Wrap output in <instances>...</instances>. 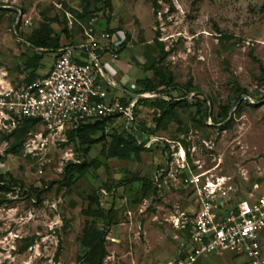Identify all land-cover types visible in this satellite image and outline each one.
<instances>
[{
	"label": "rangeland",
	"instance_id": "rangeland-1",
	"mask_svg": "<svg viewBox=\"0 0 264 264\" xmlns=\"http://www.w3.org/2000/svg\"><path fill=\"white\" fill-rule=\"evenodd\" d=\"M152 1L0 0V86L27 78V60L41 51L30 46L32 35L49 26L70 44L84 43L86 33H110L112 40L103 42L108 49L117 40L118 50L125 49L154 82L160 80L147 68L153 64L163 73L169 85L160 90L176 100L188 91L184 98L192 104L176 107L165 131L136 132L144 150L123 151L127 160L106 158L125 136L123 116L108 119L95 136L101 141L89 146L39 124L23 136L0 132V174L11 184L0 190V200H8L0 203V264H86L88 244L101 237V264L174 258L186 238L172 219L192 208L191 192L177 182L147 187L140 181L164 167V142L177 153L183 140L204 172L264 195V0H157L156 8ZM53 58L43 54L39 73ZM202 100L218 120L232 111L230 126L205 124L196 106ZM147 110L141 117L149 121ZM93 193L107 212L106 224L83 213ZM91 255L98 258L101 251ZM218 255L197 264H249L228 252Z\"/></svg>",
	"mask_w": 264,
	"mask_h": 264
},
{
	"label": "built area",
	"instance_id": "built-area-1",
	"mask_svg": "<svg viewBox=\"0 0 264 264\" xmlns=\"http://www.w3.org/2000/svg\"><path fill=\"white\" fill-rule=\"evenodd\" d=\"M100 38L108 40L110 34L102 33ZM86 42L91 51L108 49L106 45L99 47L88 33ZM55 53L47 74L26 84L0 86V132L10 133L24 118L39 119L47 132L55 134L120 115L126 128L131 124L136 100L124 105L119 98L109 96L100 84L104 73L92 53L87 61L73 58L69 48ZM177 144V153L165 152L164 167L150 181L157 187L171 181L188 188L192 208L177 212L172 219L185 234L184 249L157 264H197L219 252L244 257L249 264L264 263V195L242 191L228 176L204 172L192 150L188 156Z\"/></svg>",
	"mask_w": 264,
	"mask_h": 264
},
{
	"label": "trees",
	"instance_id": "trees-1",
	"mask_svg": "<svg viewBox=\"0 0 264 264\" xmlns=\"http://www.w3.org/2000/svg\"><path fill=\"white\" fill-rule=\"evenodd\" d=\"M152 7H157V0L152 1ZM30 46L35 49H42L44 50L38 56L35 55L31 59L27 60L26 67L31 69L29 75L25 80L22 82L24 84L32 81L33 79L37 78L39 75L36 73V69L41 65L43 54L47 52H56L57 49L63 48L66 45L60 44V35L58 33H54L52 28L49 26H43L39 30L35 31L32 35V39L30 42ZM259 67L264 75V67L259 64ZM147 70L152 71L155 78L160 80L159 84L154 82L151 78H146L144 80L137 81L138 85L141 86L142 90L139 93H151V94H159L165 95V98L155 97V98H143L139 99L135 102L132 108V117L133 121L131 124L124 128L125 136H121L116 141L113 149L109 150L106 154V158H118L121 160H127L128 156L123 152L127 151L129 153L136 152L138 153L141 150H144V143L137 142L136 132L140 131L142 135L151 136L155 130H162L165 131L168 123L175 117V110L178 106H190L192 105L189 100L184 98L189 92L185 91L182 95L181 99L172 97L167 91L160 90L159 85L168 86L169 82H167V78L160 72L153 64L150 65ZM263 86H264V78ZM173 89L178 90L180 89L179 85L173 84ZM242 91V89H240ZM240 98V96L238 97ZM124 105L127 104V101H121ZM197 111L203 115V122L207 124V121L210 120L213 124L222 123V128H227L231 124V120H228L229 112L225 111L222 114L220 120L217 118H213L212 115L208 114V106L206 104V100L196 101ZM144 108H147L148 114L151 116L150 120L146 121L144 118L141 117V114L144 111ZM110 118H105L101 121H95L93 123H85L79 126L76 129H68L66 130V134L68 137L74 136L78 141L83 145H92L96 144L101 141V137L95 138V136L100 133H103L104 126L106 121ZM41 125L39 119L35 118H24L21 122L17 125V127L11 131L10 133H3L4 135H13L16 133L21 134L22 136L32 127L35 125ZM185 149H188L189 146L183 140L178 141ZM21 143V142H20ZM123 146L122 151L118 150L119 146ZM105 149L102 146V151ZM169 150L168 142H164L163 145V152L165 154L166 151ZM187 151V150H186ZM187 155L189 156V151H187ZM79 170L83 169L82 165L78 166ZM83 171V170H82ZM82 173V172H81ZM144 186L150 187L153 183L148 179H141L140 180ZM70 186V182L67 184ZM154 186V185H153ZM0 190L9 191L11 190V184L9 181L5 179V177L0 174ZM8 201L6 198L0 200V203ZM95 206V208H94ZM84 215L87 217H96L102 220L104 224L108 223V216L107 212L102 208L99 200L98 195L93 193L88 196V205L85 210H83ZM84 228L87 230V222L85 223ZM102 242L103 238H99L94 244H88V251L85 252L83 256L85 258L86 264H101L103 258V250H102ZM101 251V255L96 258L91 254L97 250Z\"/></svg>",
	"mask_w": 264,
	"mask_h": 264
},
{
	"label": "crops",
	"instance_id": "crops-1",
	"mask_svg": "<svg viewBox=\"0 0 264 264\" xmlns=\"http://www.w3.org/2000/svg\"><path fill=\"white\" fill-rule=\"evenodd\" d=\"M111 37L112 36L110 34V38H108V40L101 39L100 37L99 38L94 37V38L98 44L102 43L101 45H99V47H101L105 45L103 44V42L112 40ZM114 39H117V36L114 37ZM117 43H118L117 40L116 42L113 41L112 46L106 50H101L100 48H97L91 51V49L89 48L90 47L89 44L86 42V39L84 43L78 42L76 44H70V42L63 43L62 38L60 37V44L66 45L65 48L70 49V54L73 58L82 61H87L90 59V53H92L96 57L104 73V78L100 80V84L102 85V87L107 90L110 97L111 96L117 97L121 101L122 100L128 101L130 99H133L129 93L141 94L139 92L142 90V88L140 85H138L137 81L144 80L150 77L148 76L147 71L141 70L139 67L136 66V64L131 62V60L128 58V55L125 54L126 51L125 49L122 51L118 50L119 48L116 47ZM43 51L44 50L41 49L40 53H42ZM51 53L53 54L54 58L52 59L51 63L48 65L46 71L39 73L40 66L36 69V73L39 76L47 74L51 69L53 60L55 59L56 56L55 52H51ZM114 54H116L117 56L114 57ZM142 94H149V93H142ZM108 159L121 160L118 158H108ZM262 236L264 239V231ZM220 253L221 252L216 254H210L207 257L210 258L211 256L212 257L219 256L218 254ZM232 256L235 257L234 255ZM207 263H208V259L203 264H207Z\"/></svg>",
	"mask_w": 264,
	"mask_h": 264
},
{
	"label": "water",
	"instance_id": "water-1",
	"mask_svg": "<svg viewBox=\"0 0 264 264\" xmlns=\"http://www.w3.org/2000/svg\"><path fill=\"white\" fill-rule=\"evenodd\" d=\"M41 50V49H40ZM95 61L98 63L97 59L95 58ZM98 65L100 66V64L98 63ZM101 67V66H100ZM131 95V97L133 99H135L136 101L139 99H143V98H155V97H161L163 98L161 95H147V94H134V93H129ZM242 98H247V96H242ZM232 113V111H231ZM231 113L229 115H231ZM230 117V116H229ZM228 117V118H229Z\"/></svg>",
	"mask_w": 264,
	"mask_h": 264
}]
</instances>
